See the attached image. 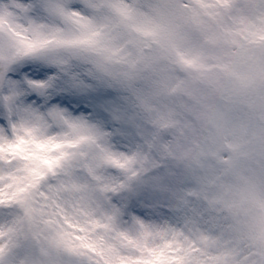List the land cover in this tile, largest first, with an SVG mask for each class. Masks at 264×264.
Returning a JSON list of instances; mask_svg holds the SVG:
<instances>
[{
  "label": "snow or ice",
  "instance_id": "6c2138e0",
  "mask_svg": "<svg viewBox=\"0 0 264 264\" xmlns=\"http://www.w3.org/2000/svg\"><path fill=\"white\" fill-rule=\"evenodd\" d=\"M0 264H264V0H0Z\"/></svg>",
  "mask_w": 264,
  "mask_h": 264
}]
</instances>
